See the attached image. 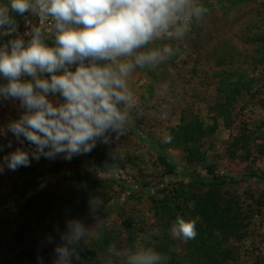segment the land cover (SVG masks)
I'll list each match as a JSON object with an SVG mask.
<instances>
[{
  "label": "rangeland",
  "instance_id": "1",
  "mask_svg": "<svg viewBox=\"0 0 264 264\" xmlns=\"http://www.w3.org/2000/svg\"><path fill=\"white\" fill-rule=\"evenodd\" d=\"M199 2L209 12L193 22L182 40L155 41L148 46L170 44L179 47L180 53L154 70L137 67L131 74L129 86L138 99L134 111L140 115L135 116V123L124 136L110 144L98 140L90 153L74 156L71 161L62 156L55 160L42 157L38 162L32 160L30 167L0 173V264H41L27 255L42 251V264H53L54 247L62 242L60 236L67 230L69 219H79L94 228L88 241L81 243L94 251L100 264L108 259L110 244L114 243L118 250L129 248L128 228L134 235V247L150 246L179 260L186 251L182 240L170 236L175 222L172 208L166 207L172 206L168 197L171 189L181 187L185 191L189 173L210 179L208 168L214 175L236 179L252 172L264 175V152L259 147L264 143V108L258 102L264 97V90L257 83L263 77V67L257 65V60L264 56V51L259 42L248 40L264 29V0ZM7 3L8 0H0V6ZM9 14L16 22V31L10 36L0 35V48L8 45L10 50L9 41L18 37L27 44L33 27H41L45 33L50 27V21H41L30 11L21 15L10 10ZM251 23L257 27L249 30ZM43 39L48 46H55L52 36L45 34ZM68 67L75 71L77 65ZM41 75L47 79L51 76ZM22 79L31 77L25 75ZM235 80H252L255 84L234 98L227 111H222L220 105L225 96L221 89ZM5 83L7 80L0 74V84ZM165 83L169 91L160 96L157 91ZM48 98L54 103L63 102L59 93H50ZM24 111L20 101L0 97V130L19 119ZM195 120L205 129L213 127V131L198 140L202 160L187 163L183 148L164 143L163 139L172 136L182 123ZM154 145L175 163L173 173L165 172ZM33 147L26 140L21 144L7 132L0 135V161L16 148ZM115 148L123 158L112 162L110 154ZM70 171L82 177V181L65 179ZM85 188L89 191L84 196L75 192H85ZM206 191L207 188L201 189ZM214 193L224 197L235 195L241 208V238L225 241L232 250V258L226 264H264V206L258 205L264 195V182L253 178L236 180ZM94 196L105 202V207L95 213L89 206ZM30 197L38 207L25 212L23 204ZM178 203L182 207L181 217L190 220L193 202ZM49 236L52 243L48 242ZM113 260L119 264L115 257ZM73 264L90 263L80 255V260Z\"/></svg>",
  "mask_w": 264,
  "mask_h": 264
},
{
  "label": "clouds",
  "instance_id": "2",
  "mask_svg": "<svg viewBox=\"0 0 264 264\" xmlns=\"http://www.w3.org/2000/svg\"><path fill=\"white\" fill-rule=\"evenodd\" d=\"M10 10L21 15L30 11L41 21H50V27L47 33L33 27L27 44L18 37L9 41L10 50L8 45L0 48V74L7 80L0 84V97L20 101L25 110L0 135L11 132L21 144L26 140L34 146L5 155L0 173L30 167L32 160L42 157L62 156L71 161L90 153L98 140L110 144L124 136L140 115L134 111L138 99L129 86L133 71L137 67L154 70L180 53L179 47L170 44L148 46L155 41L182 40L193 22L209 12L199 0H8L0 6V35L16 31ZM45 34L54 38L55 46L44 42ZM73 64L75 71L68 67ZM43 73L51 74L50 79L42 78ZM25 75L31 79H22ZM168 91L165 83L157 94L166 96ZM50 93H59L63 102L54 103L48 98ZM172 139L166 135L163 142ZM110 155L112 162L123 158L117 148ZM89 206L95 213L105 202L94 196ZM66 229L60 236L62 242L54 247L53 264L80 260V242L88 241L94 230L79 219H69ZM196 235L195 220L177 216L171 225L173 239L187 242ZM48 242H53L51 236ZM107 253L105 264H116L113 257L119 264H168L169 260L141 244L118 250L113 243ZM38 259L42 264V258Z\"/></svg>",
  "mask_w": 264,
  "mask_h": 264
},
{
  "label": "trees",
  "instance_id": "3",
  "mask_svg": "<svg viewBox=\"0 0 264 264\" xmlns=\"http://www.w3.org/2000/svg\"><path fill=\"white\" fill-rule=\"evenodd\" d=\"M249 25V30L257 27L255 23ZM248 40L257 44L259 42L264 51V29L259 34H252ZM257 65L263 67V77L257 79L260 81L257 83H260L258 88L264 90V56L259 57ZM254 84L255 82L252 80H235L234 82L227 83V87L221 89V92L225 96V102L220 105L223 109L222 111H227V107H230L231 101H234V98H238L242 92L249 91ZM258 102L264 108V97H261ZM212 131L213 127L205 129L196 120L189 123H182L177 130H173V139L169 144L183 148L186 153L185 160L187 163L201 161L202 154L198 151V140L201 136ZM233 142L235 143L237 141ZM153 147L157 152L158 160L166 169L165 172L167 174L173 173V170L176 168L175 163L169 159L168 155L160 147L157 145ZM259 147L261 152H264V143L259 145ZM207 171L211 174L210 179L201 178L198 175L189 173L187 174L188 185L185 191L181 187H177L172 188L170 193H168L172 206L170 207L168 204L166 207L168 209L172 208L175 220L177 216H181L182 207L178 202L182 200L185 202L191 200L193 202V208L190 211V220H194L193 218L196 217L198 218L196 220V238L187 242L182 241V246L186 251L185 256L178 260L172 254H168V264H226L232 258V250L225 245V241L228 238H235L236 240L241 238V208L238 204V198L235 195L230 194L224 197L214 192L225 183H235L236 180L243 181L248 178H253L258 182H264V175L254 172L241 175L236 179L235 177L225 175H214L211 168H208ZM64 178L75 180L76 182L82 181V177L77 173L75 174L74 171H70ZM202 188H207V191L201 192ZM88 189L85 188V192L83 189H76L75 192H77L78 196H84L85 193H88ZM263 196L260 197L258 205L264 206ZM37 204L32 197L28 198L23 204L24 211H33L38 207ZM127 231L128 246L129 248H134L133 232L130 228ZM78 251L86 262L90 264L101 263L94 251L88 249L84 243L80 242ZM27 256L33 260L38 259V257H45V253L43 251L40 253H29Z\"/></svg>",
  "mask_w": 264,
  "mask_h": 264
}]
</instances>
